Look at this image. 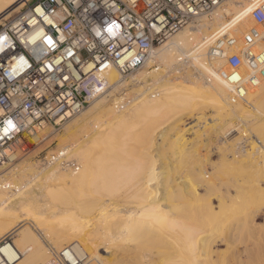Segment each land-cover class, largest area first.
<instances>
[{
    "label": "bare ground",
    "instance_id": "6f19581e",
    "mask_svg": "<svg viewBox=\"0 0 264 264\" xmlns=\"http://www.w3.org/2000/svg\"><path fill=\"white\" fill-rule=\"evenodd\" d=\"M25 1L0 0V19L18 11ZM252 1L224 0L210 14L197 16L161 46H154L144 69L130 73L128 79L112 69L106 92L67 119L60 135L52 134L46 125L26 135L38 149L55 142V149L46 154L57 153L58 159L33 160L36 151L32 157L30 151L25 156L23 146L16 150L21 159L17 164L0 168V243L6 240L0 244V264H44L65 247L96 264H122L127 255L131 264H171L169 260L199 264L202 259L218 264L224 254L222 244L230 243V237H219L220 242L214 237L203 239V227L210 228L250 200L257 206L254 213L245 221L238 220L236 227H252L260 210L258 202L264 198L260 185L264 179V81L243 100L230 102L223 77L231 66L227 59L215 60L209 54L216 37L222 33L238 37L253 23ZM185 104L192 107L187 109L191 113L204 106L214 113L197 126L200 131L195 126L203 114L195 117L197 122L189 127L194 128L190 142L178 128L183 113L171 120L167 115L170 106L175 115ZM241 124L252 130L259 144L260 148L254 145V152L243 150L237 134L226 135L231 128L238 131ZM173 133L179 134L172 139ZM217 140H222L226 152L235 149L241 154L238 158L234 151L233 156L227 152L230 164L239 163L240 168L252 163L256 169L253 179L249 177L252 182L246 180L248 187L233 183L239 192L243 188L236 197L226 198L219 193L222 188L215 187L214 172L210 177L204 167L209 153L201 155L197 150L195 155H175L178 149L189 150L201 142L206 147ZM168 144L177 146L172 158L162 150ZM225 151L224 156L220 151L222 160L227 157ZM178 159L191 161L183 176L174 173ZM215 192L218 213L212 211L210 201ZM182 209L188 213L186 218ZM223 224L230 225L224 220L223 229ZM237 254L232 260L239 259Z\"/></svg>",
    "mask_w": 264,
    "mask_h": 264
},
{
    "label": "built area",
    "instance_id": "2783aa9c",
    "mask_svg": "<svg viewBox=\"0 0 264 264\" xmlns=\"http://www.w3.org/2000/svg\"><path fill=\"white\" fill-rule=\"evenodd\" d=\"M223 1L26 0L2 17L0 168L25 146L29 132L61 126L106 92L112 69L121 77L140 69L154 46ZM250 13L253 23L241 35L222 33L210 46L211 58L231 66L224 75L230 102L264 81V0H253ZM232 133L240 144L255 138L242 124L226 135ZM47 155L44 161L58 159ZM86 260L65 247L44 264H96Z\"/></svg>",
    "mask_w": 264,
    "mask_h": 264
},
{
    "label": "rangeland",
    "instance_id": "374dc122",
    "mask_svg": "<svg viewBox=\"0 0 264 264\" xmlns=\"http://www.w3.org/2000/svg\"><path fill=\"white\" fill-rule=\"evenodd\" d=\"M34 1H36V0H30V2H34ZM16 12V11H15ZM14 13V12H13ZM12 14V13H11ZM11 14H9V15H11ZM9 15H7V17L9 16ZM207 18H210V15L209 16H207ZM228 19L227 20H229L230 19V17H227ZM165 42V41H164ZM164 42H162V43H160L159 45H156L155 47H159V46H161ZM143 67H145V66H143ZM140 68V69H138L137 71H135L134 73H132V74H135L136 72H138V71H140V70H142V69H144V68ZM129 76L130 75H128V76H126V77H124V78H126V79H128L129 78ZM186 77V76H185ZM184 77V79H182L183 81L184 80H187V78H185ZM224 78V77H223ZM201 84V83H200ZM127 92V91H126ZM130 96L129 97H131V93L129 94ZM90 104V103H89ZM89 106V105H88ZM87 106V107H88ZM187 106V107H186ZM192 107H188V105H183V107L179 110V112H181V113H179L178 112V114L176 113L175 115L174 114H172L173 112H174V110H172V108H171V106H170V109H169V111H168V114L167 115H169L170 114V120L171 119H173L174 117H176V115H181L182 113V115L180 116V120H178V122H179V126H178V128H179V130L182 128V131L184 132V138H186V140H187V138H188V140H187V142L189 141V139L191 138V140L193 139V130H194V128H189L190 127V125L193 123V121L194 120H196V118L195 117H197L198 118V116L200 115V114H203V115H200V116H202V121H201V119H199L198 120V122H197V120H196V122H197V124H196V126L195 127H197V126H201L202 124H203V121H204V119L206 120V122L208 121V116H212V114H214L213 112H212V110H210L208 107H206V106H204L203 108L204 109H207V110H205L204 111V109L203 108H201L199 111L201 112L202 111V113H200V112H198V110H194L193 111V109H192V113H191V110H190V112H188L187 111V109H191ZM87 108L85 107V109H83L81 112H83L84 110H86ZM186 110V114L184 115V111ZM196 111V112H195ZM187 112L189 113L188 115H187ZM204 113H205V115L206 116H204ZM198 114V115H197ZM174 115V116H173ZM204 116V117H203ZM177 117H179V116H177ZM176 117V118H177ZM208 117V118H207ZM195 118V119H194ZM193 119V120H192ZM183 120V121H182ZM200 121V122H199ZM67 122V121H66ZM66 122L65 123H63L61 126H53V125H51V124H47L46 126H48L49 128H51V131L53 132L52 134H54V135H60L61 133H62V131H63V127H64V125L66 124ZM177 122V123H178ZM195 121H194V124L196 123ZM200 123H202V124H200ZM200 124V125H199ZM186 126V127H185ZM192 126V125H191ZM183 128H185V129H183ZM189 128V129H188ZM244 128H245V125H244ZM196 129H199L198 131H200V128L199 127H197V128H195V130ZM54 130V131H53ZM188 132H187V131ZM246 130H248V131H250V134L252 133V130H249L248 128L246 129ZM181 131V132H182ZM55 132V133H54ZM180 132V133H181ZM191 132V133H190ZM58 133V134H57ZM179 134V133H178ZM178 134H176V133H173L172 134V139H173V136L175 137L176 135H178ZM252 135V134H251ZM211 138H213V136H211ZM239 138V137H238ZM241 138V137H240ZM240 138H239V141H241L240 140ZM255 138H253L252 139V137H250V139H249V141L247 140V141H245V143H243V144H241V147L243 148V150L245 149V150H247V152H251L250 151V149H252L253 151L252 152H254L257 148H260L259 147V144H258V146H256V143H255V140H254ZM190 140V141H191ZM189 141V142H190ZM234 142H236V143H238V139H237V141H234ZM29 143V144H28ZM214 143V144H213ZM254 143V144H253ZM188 144V143H187ZM208 145H206V147H205V143L204 142H201V143H199L198 145H196L193 149L192 148H189V150L191 149L192 151L190 152L189 150H185V151H181V149H178V151H175V150H177V149H175L177 146L176 145H174V146H172V145H170V144H168L167 146H165V147H163L162 148V150H164V155H166V156H168L169 158H172L171 157V155L172 154H174L173 152L175 151L176 153H175V155L176 154H178V156H180L182 153L185 155V153L187 154V153H192V154H194L195 155V152H197V150H199V153H201V155L203 154V152H204V155H205V153H207V155L209 156V154H210V156L208 157V160L207 161H205L204 162V167H205V170L207 171V173H208V175L209 174H211V172L213 171L214 173V180L216 181V183L218 184V185H215V187L218 189H220V188H222V189H220L219 190V193H221V194H225L226 195V198H228V197H230V198H232V197H236V195H239V193H240V195H241V191L243 190V188H241L240 189V192H239V187H248V185L249 184H246V183H248L247 181L248 180H250V183L252 182V179H253V175H251L252 174V171L254 172V169H255V167H254V165L253 166H251V164L249 163V162H247L246 161V163L245 164H247V163H249L250 165H246V166H244V167H241L240 166V168H238L239 167V165H241V164H239V163H233L232 164V162H231V164L229 163L230 161V156L232 155V154H234L235 153V149L233 150L234 151V153H233V151H227L228 153L229 152H231V155H229L228 156V153L225 151V144L224 143H222V140H217V143L216 142H214V141H211V142H208L207 143ZM232 144H234V143H232ZM52 145V146H51ZM215 145V146H214ZM250 145V146H249ZM254 145H255V147H257V148H255V149H253L254 148ZM26 146H27V148H26ZM39 146V145H38ZM38 146H37V143L36 142H34V141H30V140H28V141H26V144H25V146H24V150H23V153L25 154V156L28 154V156H29V151H30V155L34 152V151H36L35 153H33V154H36V155H33V160H41V159H43V157L46 155V153L47 152H49L50 150H48V149H51L52 148V150L53 149H55V142H53V143H51L50 145H49V147H47V149L45 148V147H43V148H39L38 149ZM51 146V147H50ZM188 146H190V145H188ZM222 146V147H221ZM253 146V147H252ZM28 147H30V148H28ZM173 147V148H172ZM175 147V148H174ZM252 147V148H251ZM196 148V149H195ZM222 148H224L223 150H220V149H222ZM35 149V150H34ZM210 149V150H209ZM231 148H228V150H230ZM41 150V151H40ZM48 150V151H47ZM174 150V151H173ZM207 150H208V152H207ZM47 151V152H46ZM161 151V150H160ZM223 153V156H224V152L223 151H225L226 153V155H227V157L226 158H224L223 157V160L221 159L222 158V153ZM162 153H163V151H161ZM160 152V153H161ZM179 152H180V154H179ZM182 152V153H181ZM185 152V153H184ZM22 153V154H23ZM209 153V154H208ZM152 154V153H151ZM182 154V155H183ZM32 155L31 156H29V157H32ZM153 155H154V153H153ZM239 155H241V154H237V153H235V155L234 156H236V157H238V158H241V156H239ZM160 156H163V154L162 155H160ZM177 156V155H176ZM233 156V155H232ZM181 157V156H180ZM20 158V155H14L13 156V158H12V160L9 162V164H17L21 159H19ZM155 158V157H154ZM162 158V157H161ZM228 158V159H227ZM19 159V160H18ZM156 159V161H157V158H155ZM192 159V158H191ZM224 159H225V161H224ZM166 160H168V159H166ZM165 160V161H166ZM179 160V163L178 164H176L177 162H175L176 160H174V165L175 166H177V167H174V173H175V175H176V173L177 174H179L180 176H183L182 174H185V172H186V170H188V168L190 167V163H189V161L190 160H188V161H185V160H181V159H178ZM177 160V161H178ZM222 160V161H221ZM155 161V163H158L159 161H157L156 162ZM164 161V162H165ZM169 161H170V159H169ZM182 162V164H181V162ZM191 162V161H190ZM207 162V163H206ZM166 163V162H165ZM167 163H168V161H167ZM171 163H173L172 162V159H171ZM180 164V165H179ZM187 164H188V166H187ZM209 164V165H208ZM183 165V166H182ZM213 166V167H211V169H210V167L209 166ZM233 165V166H232ZM235 165V166H234ZM244 165V164H243ZM242 165V166H243ZM208 166V167H207ZM238 166V167H237ZM249 166V167H248ZM187 167V168H186ZM179 168V169H178ZM186 168V169H185ZM207 168V169H206ZM253 168V169H252ZM176 169H177V171L179 172H177L176 171ZM183 169V170H182ZM209 169H210V171H209ZM216 169V170H215ZM238 169V170H237ZM182 170V171H181ZM256 170V169H255ZM185 171V172H184ZM209 171V172H208ZM216 171V172H215ZM183 172V173H182ZM251 172V173H250ZM206 173V174H207ZM249 175H251V176H249ZM210 177H211V175H209ZM243 176V177H242ZM209 177V178H210ZM241 177V178H240ZM247 177H248V179H247ZM249 177H251V178H249ZM186 178H191V176L189 175V174H187L186 175ZM246 178V179H245ZM242 179V180H241ZM247 180V181H246ZM261 180V179H260ZM238 181V182H237ZM243 181V183L242 184H244V185H242L241 184V182ZM244 181H245V183H244ZM227 182V183H226ZM229 182V183H228ZM233 183H235V184H237V186L239 185V187H235L234 185L235 184H233ZM233 184V185H232ZM241 185V186H240ZM260 185L262 186V188H264V179L263 180H261L260 181ZM220 186V187H219ZM214 187V188H215ZM234 187V188H233ZM215 188V190H217ZM237 190H238V194H237ZM245 190H246V188H245ZM200 192L203 194L204 193V191L203 190H200ZM216 192H218V190L216 191ZM215 192V193H216ZM212 194V195H210L211 196V199H210V201H211V207H212V211L213 212H219V210H220V207H219V202H218V197H217V194L218 193H216V194ZM243 193V192H242ZM249 194L250 193H247V195L249 196ZM224 195V196H225ZM228 195V196H227ZM238 197V196H237ZM205 203V202H204ZM204 203H202V204H204ZM217 203V204H216ZM255 203H257V202H255ZM261 203V204H260ZM258 205H260V210L257 212V219L253 222V225H252V227L250 226V227H240V226H238V227H236V224H238L237 222H238V220H242V221H245L244 219H248V217L250 216V214H252V213H254V211H255V209H256V205L254 204V201H253V203H252V200H250L249 202H245V203H243V204H241L240 206H238V207H234L233 209H231V211L228 213V215L226 216V214L224 213L223 215H225L226 216V218L224 219V218H221V220L220 221H218V222H216V223H214V224H212L211 226H210V228L207 226V227H203V232L204 233H202V234H204L203 236H202V238L203 239H206V238H212V237H214V239L216 238V239H218L219 237H222V238H224L225 236L226 237H230V243H227V244H222L221 246V249L223 250L222 252L224 253L223 254V256L222 257H220L219 258V260H218V264H264V198L262 197V199L258 202ZM254 206H256V207H254ZM183 210V209H182ZM186 210L187 211H189L187 208H186ZM187 211H185V209L183 210V218H186L184 215L186 214V212ZM185 212V213H184ZM248 213H249V215H248ZM182 214V213H181ZM181 214H180V216H181ZM181 216V217H182ZM186 216H188V213L186 214ZM259 216V217H258ZM224 220L225 221H229V223H230V225H229V227L228 226H226L225 224H223V225H225L226 227L223 229L222 227H221V225H222V223L224 222ZM253 227H255V228H253ZM200 229V230H201ZM37 230V229H36ZM38 232V235H40L41 237H42V239L43 240H45L44 238H43V235L40 233V231H37ZM220 240H221V238H219L218 240H216V241H218V242H220ZM9 241V240H8ZM10 242H11V240H10ZM119 250H121V249H119ZM244 250H246V251H244ZM122 251V250H121ZM118 253V252H117ZM237 253H239V254H237ZM233 254H237L238 255V257H239V259L238 258H235L234 260H232V255ZM242 256H241V255ZM237 255H235V257L237 256ZM128 256V257H127ZM127 256H125L123 259H124V261L122 262V264H126V263H128V264H131V262H132V260H131V262H129L130 261V255H127ZM119 257V256H118ZM127 257V258H126ZM122 259V260H123ZM127 259H129L128 261H127ZM200 259H202V258H200ZM242 259V260H241ZM126 262V263H125ZM169 262H171V264H173V263H176V261L174 260H169L168 261V263ZM119 263H121V262H119ZM132 264H134V263H132ZM199 264H209V263H207L206 262V260H204V259H202V260H199Z\"/></svg>",
    "mask_w": 264,
    "mask_h": 264
},
{
    "label": "snow or ice",
    "instance_id": "6c2138e0",
    "mask_svg": "<svg viewBox=\"0 0 264 264\" xmlns=\"http://www.w3.org/2000/svg\"><path fill=\"white\" fill-rule=\"evenodd\" d=\"M0 39H2V38H0ZM47 43L51 44V41L49 40V41H47Z\"/></svg>",
    "mask_w": 264,
    "mask_h": 264
}]
</instances>
